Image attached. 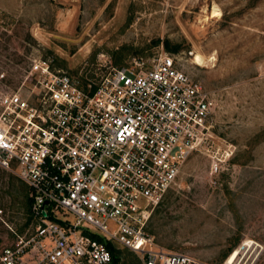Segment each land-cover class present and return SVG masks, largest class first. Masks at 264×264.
<instances>
[{"label":"rangeland","instance_id":"1","mask_svg":"<svg viewBox=\"0 0 264 264\" xmlns=\"http://www.w3.org/2000/svg\"><path fill=\"white\" fill-rule=\"evenodd\" d=\"M161 53L215 97L213 152L187 160L147 231L203 264H264V0H0L7 90L35 63L85 80ZM210 155L228 159L220 175ZM23 186L0 168V254L34 232ZM120 255L118 264H142Z\"/></svg>","mask_w":264,"mask_h":264},{"label":"built area","instance_id":"2","mask_svg":"<svg viewBox=\"0 0 264 264\" xmlns=\"http://www.w3.org/2000/svg\"><path fill=\"white\" fill-rule=\"evenodd\" d=\"M5 80L0 168L28 186L35 228L1 264H111V246L142 264H203L147 231L187 160L213 148L216 99L175 56L133 58L85 80L40 62L17 90ZM210 157L220 175L228 159Z\"/></svg>","mask_w":264,"mask_h":264},{"label":"trees","instance_id":"3","mask_svg":"<svg viewBox=\"0 0 264 264\" xmlns=\"http://www.w3.org/2000/svg\"><path fill=\"white\" fill-rule=\"evenodd\" d=\"M23 184L25 185V187L23 186V190H25L26 195H27V205H28V210H29V214H30V219H32L31 216V198H30V190L28 188V186L23 182ZM112 252H113V262L111 264H118L119 260L121 258V249H116L113 246H111ZM123 250H127V249H123Z\"/></svg>","mask_w":264,"mask_h":264},{"label":"bare ground","instance_id":"4","mask_svg":"<svg viewBox=\"0 0 264 264\" xmlns=\"http://www.w3.org/2000/svg\"><path fill=\"white\" fill-rule=\"evenodd\" d=\"M215 15L217 14L215 13ZM194 62L198 65H204V59L200 54L195 55Z\"/></svg>","mask_w":264,"mask_h":264}]
</instances>
